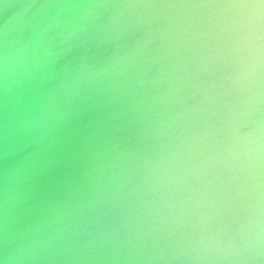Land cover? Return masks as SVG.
Wrapping results in <instances>:
<instances>
[{
    "label": "water",
    "instance_id": "1",
    "mask_svg": "<svg viewBox=\"0 0 264 264\" xmlns=\"http://www.w3.org/2000/svg\"><path fill=\"white\" fill-rule=\"evenodd\" d=\"M0 264H264V0H0Z\"/></svg>",
    "mask_w": 264,
    "mask_h": 264
}]
</instances>
